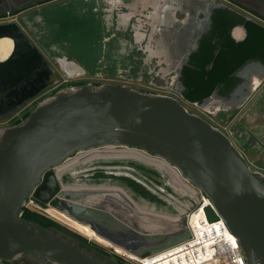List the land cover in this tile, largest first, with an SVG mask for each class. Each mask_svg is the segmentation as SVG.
Returning <instances> with one entry per match:
<instances>
[{
  "label": "water",
  "instance_id": "water-1",
  "mask_svg": "<svg viewBox=\"0 0 264 264\" xmlns=\"http://www.w3.org/2000/svg\"><path fill=\"white\" fill-rule=\"evenodd\" d=\"M182 12L186 17L178 20L176 30L186 34L166 50L165 70L173 76L164 89L206 112L241 107L264 81V26L226 6L204 4ZM6 37L12 39L0 27V39ZM108 145L138 149L176 167L211 199L216 211L207 206L209 219H224L247 262L264 264V173L251 168L224 131L188 111L177 97L111 82L61 88L40 101L25 120L0 127V262L33 253L51 264H108L53 228L19 216L32 191L44 203L49 197L41 192L51 186L59 191L55 168L80 151ZM60 194L57 204L72 216L73 203L91 211L112 201L131 204L112 189L65 187ZM155 212L153 235L142 240L162 236L163 231H170L165 238L172 240L143 252L121 247L147 255L189 235L172 233L185 226V217L172 220ZM77 219L88 221L86 216Z\"/></svg>",
  "mask_w": 264,
  "mask_h": 264
},
{
  "label": "flooded vegetation",
  "instance_id": "flooded-vegetation-1",
  "mask_svg": "<svg viewBox=\"0 0 264 264\" xmlns=\"http://www.w3.org/2000/svg\"><path fill=\"white\" fill-rule=\"evenodd\" d=\"M76 1L80 0H0V27L5 33L12 36V39L6 37L12 41L9 54L4 59L0 58V127L25 120L30 111L40 101L61 88L73 86V82H62L55 85L56 73L50 62L52 60L65 81H73V53L70 50L69 54L57 50L53 45H50L55 38L52 41L45 38L46 35L49 36L48 32L52 34L51 30L54 36V25L59 22L64 24L66 20L63 16L73 17V11L76 17L81 18L80 20L83 21L86 19L83 18V12L88 13L87 17L89 12L93 13V20L95 19L101 26L114 24L115 21L130 26L136 42L142 43V41H145L146 50H150V53L153 52L155 56L158 54L162 58L168 57L166 50L171 48V43L177 38L183 39V34H186H181L176 30L180 26L178 20L186 17V14L182 12L183 8L189 11L191 8L204 4L226 6L264 26V0H132L128 4L125 3V0H81L87 7L78 6L79 10L74 8L69 16L58 12L57 8L60 6ZM79 12H82V15ZM57 53L59 55H56ZM82 66L84 67L83 64ZM260 86L261 88L264 87V81L257 86L256 90ZM48 92L50 93L48 94ZM30 93H34L33 96L25 99L24 97ZM260 101L263 102L264 106V89L254 101L255 107ZM256 141L255 138L249 135L241 145L246 149L252 143L254 145ZM79 154L78 152L77 155ZM68 160L70 158L65 162ZM96 167L125 168L124 166H106L105 164L89 168ZM57 169L58 167L55 168V171ZM131 171L142 178L146 177L147 179H144L157 187L151 180L155 176L148 169L144 170L145 176L141 175L143 171L140 165H133ZM59 181V191H53L55 187L51 186L49 190L41 192L43 197H49L48 203H41L54 206L53 208L59 209L58 211L61 210L60 212L63 211L64 206L62 203H58V205L57 202L62 199L60 191L65 187H69L73 191H101L102 189V191L104 189L121 191L120 189H122L121 192L124 197L131 203L128 205L120 201H112L113 203L107 204L106 208L92 209L94 211L89 210L86 206H81L79 203V205L73 203V207L70 208L73 211V216L62 212L73 219L74 227L88 236L90 235L116 251H119L117 247L123 248L121 246L130 249L135 248L140 251L146 247L148 248L149 245L151 247L156 244L158 240L165 239V237L156 236L157 238L149 237L142 240L141 236L153 235L151 233L156 224L151 216L155 211H159L157 210L158 202L147 185L144 186L130 179V177L126 179L118 176L88 179L86 180L88 183L76 184L75 186H63L60 177ZM77 194L75 192L73 195L77 196ZM180 209L185 211V206L182 204ZM143 213L145 214L144 219L141 217ZM83 216L88 218L87 222L77 219V217ZM180 218H183V216L178 219ZM74 222L82 227L76 226ZM160 227H163V224ZM53 229L72 244V239L75 240L77 244L73 245L80 249L84 250V245H87L95 251L87 253L93 255L96 259L108 264H120L117 258L97 249L92 244L85 243L63 230ZM169 232L163 231L162 233L167 234ZM99 234H102L103 237ZM110 250L112 251V249ZM20 259L24 264H51L33 253H25L15 261ZM0 264H13V261H2Z\"/></svg>",
  "mask_w": 264,
  "mask_h": 264
},
{
  "label": "rangeland",
  "instance_id": "rangeland-1",
  "mask_svg": "<svg viewBox=\"0 0 264 264\" xmlns=\"http://www.w3.org/2000/svg\"><path fill=\"white\" fill-rule=\"evenodd\" d=\"M131 1L132 0H125V3L128 4ZM91 4L93 5V3ZM78 6L87 7V5L80 0L74 3L69 2L68 4L62 5L57 9L62 15L69 16L71 15V12L74 8L79 10ZM83 13V18H86L85 21L80 20L81 18L79 17L77 18L74 11L73 17L63 16L66 22L64 24H60L61 22H59L58 24L54 25V36L53 31L51 30L52 34L48 32L49 36L46 35L45 37L48 41H52L53 38H55V40L52 41L50 45H53L55 48H57V50L65 51L66 53H68L70 50L73 53V56L86 68L85 73H82L81 67L79 66H82V64L77 62L79 64L78 65L77 63L73 62V67L74 69L77 68L79 75L75 74V76H73V81H65L57 67L54 65L52 60H50L51 65L56 73L55 85L62 82H73V87H75L77 85L90 82L96 86L105 82H111L125 85L129 88L142 92H156L173 95L177 97L189 111L203 116L214 125L220 127L227 134L231 135L234 142L242 150L243 154L247 158L251 168L264 173V106L262 101H260L256 107L254 105V101L264 89L263 86L262 88L260 86L254 92L251 98L241 107L213 108L210 112H206L195 105L184 101L173 91L171 92L167 89H164L168 86L173 76V73H168L165 70L167 67L166 58H162L156 53L155 56L153 52L150 53V50H146L145 41H142V43L136 42L131 33L132 29L130 26L120 24L118 21H115L114 24H110L108 26H101V24L95 21V19L93 20V13L89 12L88 17L87 12ZM79 14L82 15V12H79ZM56 55L59 54L57 53ZM74 61L76 62V60ZM127 63L130 64L129 67H126ZM81 73L83 75H81ZM49 93L50 92H48V94ZM249 135H251L257 141L254 145L252 143L248 148L244 149L241 143L246 141ZM98 148L102 149L104 147ZM126 148L129 147L120 146V149L117 150ZM75 157H71L70 160L63 163L62 165L64 166L66 163L70 164L73 162ZM157 158L161 159L159 157ZM100 164H105L106 166H124L125 168H129L131 170L133 169V164L142 165L141 167L143 172H141V175L145 173V169H148L152 172L153 176H155L156 181L154 178L151 180L155 185H157V187L164 189L168 195L178 198L184 206L188 205L190 207L192 205V200L188 197V195H186L185 192L178 190V188L174 186L173 182H171L172 178L170 177V174L155 165L134 158L109 157L87 162L84 167L89 168V166L93 167ZM174 169L176 170V168ZM83 183L88 182L85 180L80 184ZM183 184L185 187L186 184ZM161 199L162 196L159 195V203H162ZM181 203L179 204L180 207L182 206ZM166 205H168V203L164 204V207H166ZM43 206L47 208L46 213L53 219L59 221L66 227L87 238V243H90L93 246L94 244H100L104 248L112 249L113 252L118 253L114 248L98 241L90 235L88 236L74 227V225L72 226L68 224L60 216L54 213L52 214V206ZM164 207L161 209V211L166 215L172 214L174 211ZM178 213L179 212H176V214ZM173 234H175V232H173ZM169 240H172V238L158 240L156 244L152 245L151 247L149 245L148 248L146 247L140 251L143 252L149 248L163 245ZM72 242L73 244H77V242L73 239ZM84 250L89 253L95 252L87 245H84ZM117 250H119L120 253H124V251L121 249ZM120 255L124 256L123 254ZM13 264H24V262H22V259H20L19 261H13Z\"/></svg>",
  "mask_w": 264,
  "mask_h": 264
},
{
  "label": "built area",
  "instance_id": "built-area-1",
  "mask_svg": "<svg viewBox=\"0 0 264 264\" xmlns=\"http://www.w3.org/2000/svg\"><path fill=\"white\" fill-rule=\"evenodd\" d=\"M227 135L232 139L231 135ZM176 170L179 172L177 168ZM181 177L193 188L194 193L186 194L192 200V205L190 207L187 205L185 212H181L177 216L179 218L184 215L185 226L172 231V233H186L188 231L189 235L150 254L135 257L126 256L128 260L134 264H249L239 239L229 229L224 219L221 216H218L216 220L209 219L206 211L207 206H211L215 210L211 199L203 190L182 175ZM179 202L181 203L180 200ZM43 205L36 199L34 191H32L25 200L19 216L23 217L25 210L28 209L46 213L47 208ZM198 214L199 217L195 220Z\"/></svg>",
  "mask_w": 264,
  "mask_h": 264
},
{
  "label": "bare ground",
  "instance_id": "bare-ground-1",
  "mask_svg": "<svg viewBox=\"0 0 264 264\" xmlns=\"http://www.w3.org/2000/svg\"><path fill=\"white\" fill-rule=\"evenodd\" d=\"M11 47H12V41L10 39L3 38L0 41V58L1 59H4L5 57H7V55L9 54V52L11 50ZM73 62L77 63L74 60H73ZM79 66L81 67L82 73H85L86 69L84 67H82L81 65H79ZM72 67H73V65H72ZM82 73H81V75H83ZM66 74H68V73H66ZM75 74L79 75V73L77 72V68L74 69V67H73V76H75ZM117 149H120V146L108 145L102 149L94 148V149L88 150L87 152L80 153L75 159H73V162H71L70 164L66 163V164H64V166H62V165L59 166L57 169V172H58V176L60 177L61 181L63 182V186L64 185L65 186H75L76 184L78 185L87 179H93V178L103 179V178H109V177L113 178V177H117V176L121 177V178H129L130 177V179H133V180L139 182L140 184H142L144 186L147 185L152 190L153 196H155L157 202H158L159 195L162 196V199H161L162 203H160V204L162 206H164V204L168 203V205H166V208H168L169 210H172V211L174 210L172 212V214H167V215L165 214V216L169 219H172V220L176 219L177 220L178 219L177 216L179 215V213L185 212L182 209H180L179 200L177 198H174L171 195H168L165 191L162 190V188L155 187V186L151 185L146 179H144V178L138 176L137 174L133 173L128 168L120 167V168H115V169L114 168L109 169L106 167H104V168L103 167H96V168L84 167V165L87 162L93 161L95 159H104V158H109V157L134 158V159H138V160H141L143 162H147L149 164L155 165V166L159 167L160 169H162L163 171H167L170 174V177L172 178L171 182H173L174 186L177 187L178 190L185 192V194H187V193L193 194L194 193L193 188L190 185H188L182 179L179 172L177 170H175L166 161H164L162 159H158L155 156L148 155L145 152L138 150V149H134V148H126V149H121V150H117ZM89 167H91V166H89ZM183 183L186 184L185 187H184ZM120 190L122 191V189H120ZM185 208H186V206H185ZM58 210H57V208L56 209L53 207L51 208L52 212L56 213L58 216L63 218L65 221H67L68 223L73 225V219H71L66 214L62 213L63 211L60 212L61 210L60 211H58ZM160 211L161 210L156 211V212H160ZM175 211L179 212V213L176 214ZM160 213H162V212H160ZM173 213H175V214H173ZM198 217H199V214L197 215V218L195 217V220H197ZM74 224L78 227H82L81 225H79L76 222H74ZM177 234L180 237H182L181 233H177ZM161 237H166V235L163 234ZM106 242H108V241H106ZM119 249L123 250L124 253H120L119 251H117V252L120 254H123L124 256H127V257H135L138 255L136 253L128 252L127 250H125L123 248H119Z\"/></svg>",
  "mask_w": 264,
  "mask_h": 264
},
{
  "label": "trees",
  "instance_id": "trees-1",
  "mask_svg": "<svg viewBox=\"0 0 264 264\" xmlns=\"http://www.w3.org/2000/svg\"><path fill=\"white\" fill-rule=\"evenodd\" d=\"M73 59L76 60L77 62H79L74 56ZM81 63V62H79ZM82 64V63H81ZM130 64L127 63L126 67H129ZM117 66V65H116ZM86 69V68H85ZM236 129V128H235ZM243 143V142H242ZM136 165V164H133ZM142 166V165H140ZM142 168V167H141ZM144 175V174H143ZM156 181V178H155ZM43 204V203H42ZM164 207V206H163ZM162 205L158 202V207L157 210H161ZM23 217L29 221H35L47 228H55L58 230H63L67 233H69L70 235H73L75 237H77L78 239H80L81 241L87 243V238H85L84 236H82L81 234H79L78 232L73 231L72 229L66 227L65 225H63L62 223H60L59 221L53 219L51 216H49L47 213L45 212H38V211H33V210H25ZM94 247H96L97 249L107 253L108 255H112L115 258H117L118 262L120 264L122 263H126V264H134L131 263L127 257H124L118 253H115L113 251H111L110 249L104 248L103 246H101L100 244H94Z\"/></svg>",
  "mask_w": 264,
  "mask_h": 264
}]
</instances>
